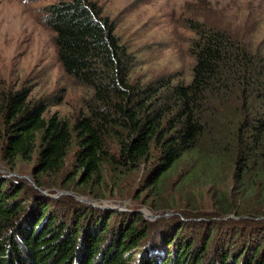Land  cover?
Returning a JSON list of instances; mask_svg holds the SVG:
<instances>
[{
    "label": "trees",
    "instance_id": "obj_1",
    "mask_svg": "<svg viewBox=\"0 0 264 264\" xmlns=\"http://www.w3.org/2000/svg\"><path fill=\"white\" fill-rule=\"evenodd\" d=\"M43 7L58 63L87 96L68 120L48 115V102L26 87L0 89L2 159H34L39 188L94 199L146 165L141 181L161 197L170 177L171 205L209 225L184 233L178 217L152 222L1 177L0 264H264V56L188 21L190 79L142 84L129 79L132 59L94 0Z\"/></svg>",
    "mask_w": 264,
    "mask_h": 264
},
{
    "label": "rangeland",
    "instance_id": "obj_2",
    "mask_svg": "<svg viewBox=\"0 0 264 264\" xmlns=\"http://www.w3.org/2000/svg\"><path fill=\"white\" fill-rule=\"evenodd\" d=\"M54 1L0 0V89L13 91L26 87L31 100L43 99L48 102V115L57 113L60 117L73 120L83 107L82 101L87 91L67 76L58 63L54 34L43 19V6ZM94 1L100 6L102 15L114 25L119 44L124 46L132 59L131 81L143 84L163 75H169L175 81L190 79L193 62L188 47L194 35L188 21L204 22L226 30L250 53L264 56V0ZM71 160L70 154L66 159L65 173L72 170ZM33 162L34 159H19L15 166L9 165L0 153V178L13 177L26 187L39 188L35 183ZM145 167L130 171L119 187H115L110 195H107V191L106 197L101 199H94L80 190L65 191L48 186L39 190H45V195L53 198L70 197L81 203L85 202L77 200V196L97 204L106 201L107 209L135 210L152 222L178 217L181 222H186L182 229L184 233H201L209 225L204 222L207 218L201 215L184 218L185 215L171 205V200L178 199L167 193L176 186L170 177L164 179L160 186L163 196L156 195L148 183L140 180ZM52 179L51 176L45 178L46 181ZM42 181L45 182L44 177ZM104 187L102 184L94 191L101 192ZM107 187L109 189L111 185ZM136 191L139 195L132 197ZM59 192L69 193L57 196ZM159 231H155L154 238H159Z\"/></svg>",
    "mask_w": 264,
    "mask_h": 264
},
{
    "label": "water",
    "instance_id": "obj_3",
    "mask_svg": "<svg viewBox=\"0 0 264 264\" xmlns=\"http://www.w3.org/2000/svg\"><path fill=\"white\" fill-rule=\"evenodd\" d=\"M40 191L42 192V193H44V194H47L46 192H45V190H43V189H40ZM67 193H69V192H67ZM66 192H59L58 194H57V196L58 195H61V194H67ZM77 198V200H80V201H83V202H85V203H92L93 205H97L98 207H100V208H102V209H107L109 206H107V203H106V201H103V203H101V204H97V203H93L92 201H88V200H86L85 198H83V197H80V196H77L76 197ZM111 208V207H110ZM116 208H118V207H116ZM119 209V208H118Z\"/></svg>",
    "mask_w": 264,
    "mask_h": 264
}]
</instances>
